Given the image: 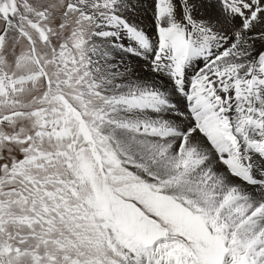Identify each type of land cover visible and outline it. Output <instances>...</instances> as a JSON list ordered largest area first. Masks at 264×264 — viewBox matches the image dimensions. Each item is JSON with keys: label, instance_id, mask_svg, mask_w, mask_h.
Instances as JSON below:
<instances>
[{"label": "snow or ice", "instance_id": "6c2138e0", "mask_svg": "<svg viewBox=\"0 0 264 264\" xmlns=\"http://www.w3.org/2000/svg\"><path fill=\"white\" fill-rule=\"evenodd\" d=\"M0 264H264V0H0Z\"/></svg>", "mask_w": 264, "mask_h": 264}]
</instances>
